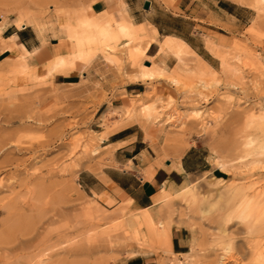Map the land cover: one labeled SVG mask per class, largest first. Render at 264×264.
<instances>
[{"label":"rangeland","instance_id":"rangeland-1","mask_svg":"<svg viewBox=\"0 0 264 264\" xmlns=\"http://www.w3.org/2000/svg\"><path fill=\"white\" fill-rule=\"evenodd\" d=\"M95 1L0 0V27L15 23L21 14L17 5L42 12L48 20L57 16L60 27H76L72 12L79 8L85 7L92 19L103 17L104 12L93 10ZM247 7L250 23L230 41L205 37L206 48L216 58L214 69L173 37L159 40L152 34L160 44L153 56L146 54L153 39L131 38V44L111 53L112 61L105 58L110 55L101 49L99 34L91 43L65 40L68 56L79 51L82 58L54 74L79 73L81 82L75 85L56 84L54 74L47 75L62 58L59 49L64 46L50 32L46 37L54 45L47 42L35 55L15 51L9 39L3 40L6 32L0 33V45H7L0 49V264H23L28 255L37 258L36 264L42 259H47L45 264H264V156L243 144L259 135L257 124L246 129V119L264 109V6L261 11ZM102 26L109 29L106 20ZM89 30L97 28L91 25ZM127 40L121 37L119 43ZM42 54L44 62L36 63L34 56ZM24 56L30 67L22 72L18 66ZM91 66L96 77L87 79L83 73ZM128 82L150 87L127 96ZM118 96L124 97V104L131 102L125 116L147 137H168L167 157L190 147L205 156L206 171L190 174L181 184L192 182L199 189L197 200L190 203L192 189L180 196L167 188L168 196L159 203L182 212L174 217L171 231L188 230L186 247H172V255L158 244L138 253L129 242L126 220L152 209H137L130 199L109 202L79 180L82 170L101 166L100 138L105 134L92 131L94 112L101 102ZM144 106L153 108L154 115L160 113L156 126L142 119ZM115 120L120 116H113L105 131L113 129ZM97 206L108 219L95 213ZM94 223L103 226L91 238L102 231L106 235L88 242L83 226ZM253 228L258 234L249 232ZM223 247L230 248L225 257Z\"/></svg>","mask_w":264,"mask_h":264},{"label":"crops","instance_id":"crops-1","mask_svg":"<svg viewBox=\"0 0 264 264\" xmlns=\"http://www.w3.org/2000/svg\"><path fill=\"white\" fill-rule=\"evenodd\" d=\"M148 1L147 9L143 7L145 0H97L92 3V8L96 13H107L115 28L116 23L125 25L127 19L131 18L136 25L153 28V34L159 40L166 37L181 40L213 69L216 58L206 48L205 37L226 43L230 41L232 34L247 26L251 18L248 14L249 7L232 0H176L173 5L163 0ZM7 26L8 22L3 40L12 39L16 42L19 45L16 51L19 53L33 54L37 49L39 53L49 42H44L38 31L31 26L23 29L17 28L13 23ZM49 43L53 44L51 40ZM63 44L59 50L63 53L62 57H65L70 47L65 41ZM158 50L159 43L154 41L146 54L153 56ZM34 60L42 64L44 55L34 56ZM93 67L83 73L87 79L96 77L92 74ZM53 82L75 85L81 82V75L56 73ZM148 87L149 84L144 82H128L124 85V91L127 96H136L144 93ZM123 102L124 97L118 96L110 102H101L97 107L91 129L97 134H105V139L100 142L101 166L93 164L92 169L82 170L78 177L85 189L107 198L109 202L120 203L124 199H130L137 209L149 211L162 201L159 198L163 186L173 191L183 182H187L190 174L196 171L205 172L206 159L205 156L198 155L192 147L167 157L169 146L165 142L168 137L163 134L158 136L156 133L147 137L137 122L128 120L125 116L126 108L131 102ZM109 104L111 106L108 108ZM116 106L120 108L115 109ZM116 115L120 116V120H115L113 129L105 131L111 118ZM159 138H163L164 142H157ZM187 233L185 227L172 229L174 250L186 247Z\"/></svg>","mask_w":264,"mask_h":264},{"label":"bare ground","instance_id":"bare-ground-1","mask_svg":"<svg viewBox=\"0 0 264 264\" xmlns=\"http://www.w3.org/2000/svg\"><path fill=\"white\" fill-rule=\"evenodd\" d=\"M240 2L247 6L252 7L253 9L257 11H261V9L264 6V0H240ZM16 8L20 9L21 11V14L16 16V21L14 23L16 27L19 29H23L28 26L35 27V29L38 31L39 35L41 36L44 42L48 41L47 38L49 39V37H46L48 32H50L52 36L59 39V42H64L65 40L73 41L76 38H80V39H85L87 42L91 43L96 40H99L98 39L99 38L98 34H99L101 37L100 39H102L101 49H103L105 52H109L108 55L110 56H105V58L108 61H112L113 59L112 56L115 55V53L118 51L119 48H121V46L123 47V45L131 44V41H132L131 38L133 39V41H141V39H144L143 37H149L148 39H153L154 41L158 42V40H156V38L152 35L154 31L153 28L149 26L146 27L145 25H142V26L136 25L131 18L127 19V21L125 22V25L123 23H116L115 31L110 32L109 29L113 28L114 23L109 21V18H107V15H106L107 13L105 12H104L103 17L101 16V17L96 18L95 16H93V18L95 19H92V17L88 15L87 9L85 7H82L76 10L74 13L72 12V15H74L77 20L76 27H71V26L60 27L57 25V19H58L57 16H53L52 18H50V20H48V18L43 17L42 12L41 13H39V11L34 12L27 6L17 5ZM123 12L124 14H126L125 9L123 10ZM104 20L107 21V26L109 29L102 26V23ZM91 25L93 27L95 26L97 28V31L99 32L97 33L96 30L90 31L89 28ZM5 27L6 26L0 27V33L5 30ZM121 37H125L128 40L120 44L119 40ZM8 43L12 44L15 51L19 49V45L16 42H14L12 39H9ZM2 48L4 49L7 48V45H0V49ZM134 49L136 51L138 48H134ZM161 50H163L162 46H161ZM38 51H39L38 49L35 50L33 54H37ZM111 53H113L114 55H111ZM80 58H82V53L79 51L75 53L73 57L68 56V55L65 57H62L57 63H55L52 66V68L48 71L47 75L51 76L55 72H57L59 69L73 65L75 60H79ZM18 67L23 72L30 67V61H27V58L24 56L20 59ZM131 109H134V107L132 106ZM142 111H143L142 113H144L143 114L144 116L142 117V119L144 118V120L150 126H153V127L156 126L158 123L160 113H156L154 115L153 113L154 109L148 106H144ZM142 119L138 118V120H141V122L143 121ZM245 123H246V129H249L254 124H257V127L259 129V132H258L259 135L256 138L246 139L243 143L244 147L247 149H252L257 154L264 156V109H262L257 116H249L246 119ZM104 139L105 138L103 136L100 138V141H103ZM218 180H221V179H218ZM222 181L224 180L222 179ZM191 185H192V182H189L188 184L183 185V186L180 185L178 188L174 190L172 195H175V194L180 195V196L183 194L188 195V192L190 191V189H192L193 198L191 202L189 200V202L192 203L193 201L197 200L196 196H197L199 189L196 190L197 188L195 189V187ZM166 190L167 188L163 186L161 189V192L159 191L161 194L159 198L160 200H163L165 197L168 196V195H165ZM94 211L95 213H100L106 219L109 218V215L104 214L103 211L98 206L95 207ZM181 214L182 212L178 209H173L172 207L162 206V205H159L158 203V206L152 209L150 214L135 216L131 219H127L124 229H125V232L132 238L130 239L131 241H129L130 244L133 247H135L138 253H141L147 246H150V245L154 246L158 244L159 246L160 245L164 246L165 249L168 250L167 252L172 255L173 252L171 251H172L173 246H172V241H171V235H172L171 227L174 226L173 225L174 217H177L178 215H181ZM258 224L259 223H257V225ZM253 225L252 227L255 226ZM102 226H103L102 224H98L96 226L95 223L88 228L85 225L83 226V229H84L83 235L87 236L88 242H92L93 240L95 239L97 240L99 238H103V239L105 238L106 231H102L98 233L97 235H95V238H91L93 232ZM263 227L262 229H264ZM248 230L249 232L251 231L250 232L251 234L253 233L254 230H255L254 233L258 234V232H256L258 229L256 230V228H253L251 230L248 229ZM45 238L47 239V237ZM72 241L73 239H70L67 242H72ZM192 242L195 243L196 240H193ZM229 249L224 248V247L222 248V251H224V255H223L224 257L228 251L230 252ZM252 251L256 252L257 250H254L252 248ZM36 259L37 258H32L28 255L26 256L23 264H36V261H35ZM46 261L47 259H42L41 261L38 262V264H45ZM167 261L170 264H173L171 260H167ZM178 264H181V262H178Z\"/></svg>","mask_w":264,"mask_h":264},{"label":"water","instance_id":"water-1","mask_svg":"<svg viewBox=\"0 0 264 264\" xmlns=\"http://www.w3.org/2000/svg\"><path fill=\"white\" fill-rule=\"evenodd\" d=\"M143 7L145 9H147L149 7V1L148 0H145L144 4H143ZM148 63V62H147Z\"/></svg>","mask_w":264,"mask_h":264}]
</instances>
